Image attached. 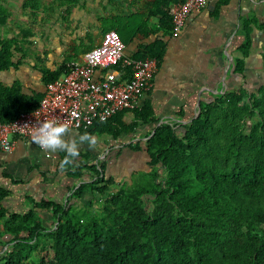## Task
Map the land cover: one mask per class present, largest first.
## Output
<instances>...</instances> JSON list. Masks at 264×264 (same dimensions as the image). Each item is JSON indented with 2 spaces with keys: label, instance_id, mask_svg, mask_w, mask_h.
<instances>
[{
  "label": "trees",
  "instance_id": "obj_1",
  "mask_svg": "<svg viewBox=\"0 0 264 264\" xmlns=\"http://www.w3.org/2000/svg\"><path fill=\"white\" fill-rule=\"evenodd\" d=\"M174 2L155 0L150 5L154 11L147 15L159 18L170 34ZM80 3L50 0L45 8L41 0H24L22 9L30 10L33 20L40 10H60L66 18ZM10 16L0 0V25ZM102 26L103 34L115 30L125 46L138 33L146 35L154 28L148 21L132 25L120 15L104 17ZM254 26L264 30V22L244 21L240 55L235 58V73L243 76ZM30 37L32 30L24 28L0 39V75L19 68L16 53L32 43ZM126 55L156 57L161 65L166 44L156 40ZM77 58L46 69L40 86L0 78V122L35 109L47 85ZM124 72L129 75L130 68ZM200 106V114L190 122L162 123L142 143L131 146L144 151L140 157L146 167L136 179L132 176L139 170L129 171L132 184L109 174L106 160L90 163L89 153H80L81 159L62 171L78 182L90 175L89 181L70 189L66 201L28 195L29 207L16 208L9 202L14 191L0 184V264H264V84L214 94ZM152 111L147 104L124 110L81 129L80 135L100 132L117 137L140 123H157ZM126 112L140 122H122ZM64 156L60 152L58 171ZM44 211L50 213L46 220Z\"/></svg>",
  "mask_w": 264,
  "mask_h": 264
},
{
  "label": "crops",
  "instance_id": "obj_2",
  "mask_svg": "<svg viewBox=\"0 0 264 264\" xmlns=\"http://www.w3.org/2000/svg\"><path fill=\"white\" fill-rule=\"evenodd\" d=\"M154 1L81 0L80 6L76 7L74 30L70 33L75 36L73 46L80 37L89 33L95 34L94 47L99 45L104 35L102 19L118 15L129 18L132 25L148 21L154 27L146 35L138 33L134 36L126 45V54H137L142 46L156 40L166 44V55L155 76L154 86L140 99L138 106L150 105L158 122L140 123L133 131L117 137L98 132L93 134L99 139L96 149H90L87 144L80 146L81 154H90V163L106 160L109 174L115 170L134 169L137 163L135 158L144 151H135L131 146L142 143L158 125L189 121L198 112L201 101L212 98L214 94L240 87L253 89L264 84L263 29L254 26L245 76L235 73V58L240 55L238 48L244 37V21L257 19L260 23L264 22V0H207L200 12L193 13L187 19L182 33L177 37L166 31L159 18H147L148 13L154 11L150 7ZM66 42L70 45L71 40ZM87 51L78 54L77 59H81ZM101 75L102 71L99 70L93 79L96 81ZM0 78L9 83L20 79L13 69L2 73ZM122 122L134 125L140 121L132 112H126ZM119 124L115 122V126ZM80 132L79 129H71V136L78 138ZM59 160V151L46 152L24 138L16 139L12 152H0V184L14 191L9 199L10 204L28 208V195L37 200L66 201L75 184L78 186L84 182L83 179L90 178L87 174L78 182L65 172L58 171ZM126 163L127 167L124 166ZM125 176L122 173L118 180ZM41 215L46 220L50 213L44 211Z\"/></svg>",
  "mask_w": 264,
  "mask_h": 264
},
{
  "label": "built area",
  "instance_id": "obj_3",
  "mask_svg": "<svg viewBox=\"0 0 264 264\" xmlns=\"http://www.w3.org/2000/svg\"><path fill=\"white\" fill-rule=\"evenodd\" d=\"M206 4L207 0H175L169 11L173 36H179L187 19ZM125 48L115 30L105 32L99 45L81 59L69 62L62 75L47 85L35 109L22 112L11 122H0V152H12L17 138L32 141L33 130L47 120L86 130L96 121H107L121 111L138 108L140 99L154 86L160 65L156 57L131 58ZM120 63V69H114ZM124 68H130L129 75ZM99 70L102 75L95 81L93 77Z\"/></svg>",
  "mask_w": 264,
  "mask_h": 264
},
{
  "label": "rangeland",
  "instance_id": "obj_4",
  "mask_svg": "<svg viewBox=\"0 0 264 264\" xmlns=\"http://www.w3.org/2000/svg\"><path fill=\"white\" fill-rule=\"evenodd\" d=\"M23 1L3 0V3L11 12V16L6 24L0 25V39L20 34L24 28L32 30L33 37H30L32 43H25L23 51L16 53L15 60H21L22 64L18 69H13V71L26 85L40 86L42 85L43 72L46 69H55L64 60L74 59L78 54L89 50L92 46L94 47L95 34H86L84 36L85 39L84 37H80L79 42L73 46L75 36L70 33H73L74 30L76 7L80 5L72 8L66 18H63L64 16L61 15L60 10H40L33 20L31 18V11L22 9ZM49 1L41 0L45 8ZM69 39L71 42L70 45H67L66 41ZM70 46H72L71 49H69ZM135 160L137 163L135 165L131 164V166L134 165L135 170L139 171L132 176L134 179L142 176L144 171H146L141 157H136ZM124 166L127 167V163ZM122 173L126 175L123 179L128 180V183L132 184V177H130V173L126 169L119 172L115 170L113 172L116 178H121L120 175ZM83 180L89 181V178Z\"/></svg>",
  "mask_w": 264,
  "mask_h": 264
},
{
  "label": "clouds",
  "instance_id": "obj_5",
  "mask_svg": "<svg viewBox=\"0 0 264 264\" xmlns=\"http://www.w3.org/2000/svg\"><path fill=\"white\" fill-rule=\"evenodd\" d=\"M31 140L46 152H64L65 156L60 164L61 171L66 166L73 165L80 156V146L87 144L90 149H96L99 145L97 136L84 133L78 138L71 136V129L68 124L55 120H47L39 124L32 134Z\"/></svg>",
  "mask_w": 264,
  "mask_h": 264
},
{
  "label": "water",
  "instance_id": "obj_6",
  "mask_svg": "<svg viewBox=\"0 0 264 264\" xmlns=\"http://www.w3.org/2000/svg\"><path fill=\"white\" fill-rule=\"evenodd\" d=\"M200 112H201V106L199 105V109H198V112L196 113V115L193 117V118H191L189 121H186L185 123H188V122H190L191 120H193L195 117H197L199 114H200ZM83 182V181H82ZM82 182H80V183H82Z\"/></svg>",
  "mask_w": 264,
  "mask_h": 264
}]
</instances>
